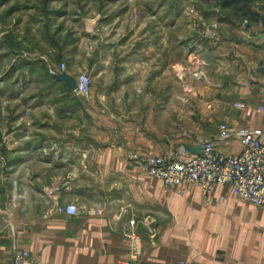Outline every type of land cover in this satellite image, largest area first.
<instances>
[{"label":"crops","instance_id":"obj_1","mask_svg":"<svg viewBox=\"0 0 264 264\" xmlns=\"http://www.w3.org/2000/svg\"><path fill=\"white\" fill-rule=\"evenodd\" d=\"M153 44L149 49L157 52ZM92 45L88 74L93 87L87 107L79 105L72 116L80 126L81 112L87 113L82 121L88 120L92 127V133L86 134L87 148L73 155L80 161L69 167L66 176L59 168L35 170L30 157L21 173L25 182L11 175L14 184L12 178L5 184L6 189L18 191H54L61 206L75 204L80 215L69 218L54 209L34 219L27 210L12 214L16 219L0 225V264H12L18 251H29L37 264H125L131 256L125 234L132 223L142 239L141 259L152 264H264V208L223 187L211 196H204L197 186L167 191L160 180L148 175L141 161L134 160L171 158L177 149L173 133L163 134L160 129L162 112L175 111L174 89H167L168 102L161 100V80L169 79L171 60H176L171 57L173 42H168V72L161 71L154 54L147 68L138 63L127 66L128 62L104 53L103 43ZM141 46L139 42L136 54L145 55L148 49ZM231 50L236 52V71L229 72L232 78L215 71V80L222 84L211 93L213 114L200 122L202 131L193 135L189 145L199 139L215 141L221 124L235 130L263 128L260 114L248 117L233 102L264 104V76L252 74L255 66L264 63V40L232 44ZM51 51L55 63L65 61L62 51ZM230 80L231 87H225ZM65 107L57 104L56 111L64 115L69 111ZM241 150L238 142L219 146L226 154ZM25 152L29 157L30 151ZM18 169L11 166L7 171ZM32 198L22 203L25 209Z\"/></svg>","mask_w":264,"mask_h":264},{"label":"rangeland","instance_id":"obj_2","mask_svg":"<svg viewBox=\"0 0 264 264\" xmlns=\"http://www.w3.org/2000/svg\"><path fill=\"white\" fill-rule=\"evenodd\" d=\"M263 40L264 0H0V225L23 210L34 219L61 207L54 191L32 193L5 184L11 175L25 182L21 173L30 157L35 170L53 167L65 174L80 161L73 155L87 148L92 127L82 121L87 113L81 112L80 126L73 122V109L88 104L75 88L79 75L88 74L94 42L127 66L147 68L154 54L162 72L169 70L173 42L176 60L169 79L161 80V100L168 102L167 89H174L175 111H161L166 127L160 129L171 131L179 148L189 146L202 131L200 122L213 114L211 93L222 84L216 74L232 78L229 72L236 71L232 44ZM139 42L148 49L145 55L136 54ZM152 43L157 52L149 49ZM52 48L63 52V63L51 60ZM63 103L69 111L60 115L56 108ZM11 166L18 171L9 173ZM30 195L32 205L25 209Z\"/></svg>","mask_w":264,"mask_h":264},{"label":"built area","instance_id":"obj_3","mask_svg":"<svg viewBox=\"0 0 264 264\" xmlns=\"http://www.w3.org/2000/svg\"><path fill=\"white\" fill-rule=\"evenodd\" d=\"M66 65L61 66L65 70ZM264 75V64L254 71V75ZM93 87V78L80 74L76 92L89 98ZM235 108L248 117L260 114L263 128L256 130H235L227 125L219 127L215 141L200 140L193 145L179 147L171 158L153 156L143 161L149 176L160 180L167 191L179 189L183 192L187 186H197L204 196H211L218 187L228 188L231 194L250 204L264 208V104L254 106L241 101ZM238 142L242 150L238 154H226L219 146ZM137 159V158H136ZM58 214L69 218L80 215L75 204L57 208ZM135 223L125 234L130 245V260L125 264H152L141 259L142 239L135 231ZM12 264H37L29 251H18ZM178 264H187L184 261Z\"/></svg>","mask_w":264,"mask_h":264},{"label":"water","instance_id":"obj_4","mask_svg":"<svg viewBox=\"0 0 264 264\" xmlns=\"http://www.w3.org/2000/svg\"><path fill=\"white\" fill-rule=\"evenodd\" d=\"M76 88H77V85H76ZM76 88H75V90H76Z\"/></svg>","mask_w":264,"mask_h":264}]
</instances>
